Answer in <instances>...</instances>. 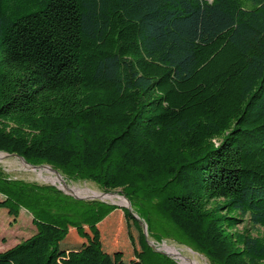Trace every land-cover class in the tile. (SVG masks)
<instances>
[{
  "label": "trees",
  "instance_id": "trees-1",
  "mask_svg": "<svg viewBox=\"0 0 264 264\" xmlns=\"http://www.w3.org/2000/svg\"><path fill=\"white\" fill-rule=\"evenodd\" d=\"M0 152L152 204L213 264H264V0H0ZM0 194L36 226L0 264H177L128 208L133 257L104 247L116 206L2 169Z\"/></svg>",
  "mask_w": 264,
  "mask_h": 264
},
{
  "label": "rangeland",
  "instance_id": "rangeland-1",
  "mask_svg": "<svg viewBox=\"0 0 264 264\" xmlns=\"http://www.w3.org/2000/svg\"><path fill=\"white\" fill-rule=\"evenodd\" d=\"M0 157V169L5 171L11 179L23 180L40 185H52L62 190L64 194L78 200L85 202L101 201L116 206L118 209L108 214L98 223L102 231L104 247L108 251H116L117 254H122L123 252L133 257V246L130 236H133L135 245L139 248L140 235L137 228L132 222L130 224L127 222L122 210V208H128L139 218V225L145 232L149 245L155 252L171 258L177 264H186V262L183 257L172 253V250L178 251L189 260H197L196 262L198 264H213L209 257L199 251L152 204L146 203L152 221L149 223L146 218L140 216L138 207L132 205L122 189L107 191L101 188L96 182L70 177L62 170L48 163H26L20 157L9 155L5 152H0ZM34 166H36V169ZM58 176L62 177V182L57 180ZM111 193H117L120 197L123 196L124 201H113L112 199L104 197V194ZM2 199L3 195L0 194V200ZM35 230L36 226L32 223V214L26 208L21 209V214L17 220L10 217L7 208L0 210V250H5L16 245L21 240L30 237ZM253 230L255 233H264L263 227H257ZM80 240L82 241L83 239L78 236L76 229L71 228L70 234L67 237V243L78 246Z\"/></svg>",
  "mask_w": 264,
  "mask_h": 264
},
{
  "label": "bare ground",
  "instance_id": "bare-ground-1",
  "mask_svg": "<svg viewBox=\"0 0 264 264\" xmlns=\"http://www.w3.org/2000/svg\"><path fill=\"white\" fill-rule=\"evenodd\" d=\"M2 155V154H1ZM3 157V156H2ZM1 158V157H0ZM35 169H36V167H35ZM40 169V168H39ZM33 170V169H32ZM46 173V172H45ZM49 173V172H48ZM41 175V174H40ZM57 180L58 181H61L62 182V177H60V176H58L57 177ZM60 182V183H61ZM74 191V190H73ZM75 193V192H74ZM83 194V193H82ZM106 194V193H105ZM104 194V197H106V198H109V199H112L113 201L115 200V201H124V198H123V196H119L117 193H111V194H107V195H105ZM96 196V195H95ZM116 199H118V200H116ZM120 203V202H119ZM170 248V247H169ZM168 248V249H169ZM171 249V248H170ZM174 249V248H173ZM172 253H174L175 255H177V256H180V257H183V259L185 260V262H186V264H198L196 261H192V260H189V259H187V258H185L184 256H182L181 255V253H179L178 251H176V250H172L171 251ZM177 258H179V257H177ZM184 263V262H183Z\"/></svg>",
  "mask_w": 264,
  "mask_h": 264
},
{
  "label": "water",
  "instance_id": "water-1",
  "mask_svg": "<svg viewBox=\"0 0 264 264\" xmlns=\"http://www.w3.org/2000/svg\"><path fill=\"white\" fill-rule=\"evenodd\" d=\"M9 155H14V156H17V157H20L21 159H23L26 163H28L27 162V160L24 158V157H22V156H20V155H18V154H9ZM34 167H36V166H34ZM128 202H129V200H127ZM130 203V202H129ZM137 217V216H136ZM138 218V217H137ZM139 219V218H138Z\"/></svg>",
  "mask_w": 264,
  "mask_h": 264
}]
</instances>
